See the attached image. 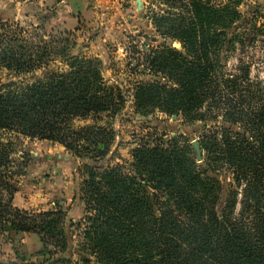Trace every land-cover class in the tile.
<instances>
[{"label":"trees","instance_id":"trees-1","mask_svg":"<svg viewBox=\"0 0 264 264\" xmlns=\"http://www.w3.org/2000/svg\"><path fill=\"white\" fill-rule=\"evenodd\" d=\"M159 4L165 15L154 25L182 51L163 47L147 58V69L166 83H139L135 114L160 109L202 122L206 169L178 138L167 147H135L128 168L105 166L116 137L108 113L120 114L124 98L105 82L100 60L74 53L65 40V68L32 81H0V237H34L41 245L29 254L41 259L24 256L22 264H264V88L253 84L247 65L236 75L223 71V53L238 42L239 3ZM0 28L8 34L0 35V70L22 77L49 68L52 52L18 45L12 27ZM25 139L58 143L74 161L86 160L77 198L83 222L72 223L71 208L35 213L14 205L21 166L14 155L27 156Z\"/></svg>","mask_w":264,"mask_h":264},{"label":"rangeland","instance_id":"rangeland-1","mask_svg":"<svg viewBox=\"0 0 264 264\" xmlns=\"http://www.w3.org/2000/svg\"><path fill=\"white\" fill-rule=\"evenodd\" d=\"M83 1L76 0L72 5H67L66 0H0V26L7 24L12 27L15 37L20 40L18 45L47 48L53 53L46 60L49 68L22 77H15L11 71L1 69L0 81H32L44 77L51 70L65 68L61 51L65 47V40H68V48L74 53L102 62L105 82L121 91L124 98L125 105L120 114L111 117L108 113L107 124L116 137L104 161L105 166L128 168L133 161L132 149L156 145L167 147L172 138H178L181 145L193 147L192 141L199 142L204 134L202 122L195 124L187 121L182 114L173 120L172 116L160 109H156L151 115L153 119L148 121L138 120L135 114V88L139 83L158 80L166 83L165 78L147 69V58L163 47L182 51L178 41L164 38L154 25L155 17L165 15V7L160 6V0H142L141 10L136 0H105V3L104 0H90L93 7L96 5L93 16L96 12L104 13L99 24L94 17L93 20L81 17ZM211 1L217 6L238 2L237 9L241 14V21L234 27L238 34L235 49L223 53L224 73L239 74L240 68L247 65L253 84H260L264 88V0ZM188 3L189 0H184V4ZM0 35L3 39L8 36L2 28ZM77 124L83 126L85 122L79 121ZM213 124L209 122L208 126ZM23 142L21 148L27 152V156L21 158L20 150H16L14 155L16 164H21L18 166L20 174L15 179L18 192L14 205L35 213L51 212L58 208L69 212L71 208L73 212L70 211L69 217L72 223L83 222L84 208L83 205L79 206L77 199L79 187L85 179L82 160L74 161L72 155L58 143L29 139ZM58 155L62 158H57ZM64 157H70V160ZM196 162L199 164L198 160ZM230 180L231 176L222 178V182L229 183ZM72 230L73 248L78 250L81 232L77 227ZM40 248L38 238L20 240L16 235L0 237V262L22 264L25 257L28 260L23 262H35L41 257L29 254ZM78 261L79 257L74 255L73 262Z\"/></svg>","mask_w":264,"mask_h":264},{"label":"crops","instance_id":"crops-1","mask_svg":"<svg viewBox=\"0 0 264 264\" xmlns=\"http://www.w3.org/2000/svg\"><path fill=\"white\" fill-rule=\"evenodd\" d=\"M66 1H67V5H72L73 2L76 0H66ZM105 2L106 1L104 0L103 3H105ZM92 4L93 3L90 2V0H84L81 4L82 6H80V15H81V17H84L86 19H91V20H93V17H94L96 19L95 21L99 24L98 21H100V18L102 16V14H104V13L101 14V12L100 13L94 12L95 15L93 16V11L96 10V5L93 7ZM98 5H100V4L98 3ZM71 10H75V8H72Z\"/></svg>","mask_w":264,"mask_h":264},{"label":"water","instance_id":"water-1","mask_svg":"<svg viewBox=\"0 0 264 264\" xmlns=\"http://www.w3.org/2000/svg\"><path fill=\"white\" fill-rule=\"evenodd\" d=\"M137 4H138V9L141 10L142 9V5H143V2L142 0H136ZM138 120H143V121H148V120H151L153 119V116H150V117H140V116H137L136 117ZM173 120H176L177 117L176 116H173L172 117ZM192 145L195 149V152H196V155H197V160L201 166L202 169H206L205 165L203 164V153L201 151V148L198 144V141H192ZM50 160L53 159V157H48ZM57 158H62L61 155H58ZM65 160H70V157H64ZM83 163H86V160H82Z\"/></svg>","mask_w":264,"mask_h":264}]
</instances>
